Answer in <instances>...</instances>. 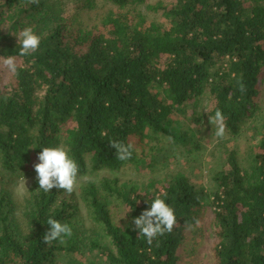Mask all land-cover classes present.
<instances>
[{"label": "trees", "instance_id": "16d2710c", "mask_svg": "<svg viewBox=\"0 0 264 264\" xmlns=\"http://www.w3.org/2000/svg\"><path fill=\"white\" fill-rule=\"evenodd\" d=\"M105 1L119 14L105 19L103 34L73 27L49 0H0V57L15 56L18 65L11 73L0 62V264H83L70 257L77 248L97 252L91 264H177L186 231L209 208L214 264H264V120L251 161L230 152L211 192L181 173L131 189L116 178L81 179L140 164L149 132L185 143L172 116L204 95L213 116L223 113L226 132L254 120L264 108V0ZM140 5L164 21L144 26L123 13ZM25 27L41 44L21 57L16 35ZM113 141L132 144V158L118 160ZM60 145L78 164L95 238L72 226L76 208L64 190L39 189L38 155ZM23 177L33 185L20 207L12 188ZM156 197L175 210L177 224L149 245L132 221ZM113 209L123 212L116 222ZM50 217L71 227L63 243H44Z\"/></svg>", "mask_w": 264, "mask_h": 264}, {"label": "rangeland", "instance_id": "374dc122", "mask_svg": "<svg viewBox=\"0 0 264 264\" xmlns=\"http://www.w3.org/2000/svg\"><path fill=\"white\" fill-rule=\"evenodd\" d=\"M55 3L61 12V16L68 20L73 27L77 26L86 31L106 34L104 24L109 15L119 14V11L111 3L105 0H49ZM90 2V3H89ZM169 0H147V4L166 5ZM128 17L144 26L151 22H163L159 15L149 12L145 6L126 8L123 10ZM213 103L208 95L200 97L193 103L182 105L174 112L172 128L179 133H186L188 137L185 143L173 142L161 135L149 132L145 143L148 144L146 151L140 157V164H125L117 172H108L100 176L81 178L84 182L90 179L116 178L119 186L131 189L142 188L152 184H162L176 173L187 177L190 184L196 187H204L209 192L215 190L213 176L219 171L225 170V163L230 152H235L238 159L247 165L256 153V148L261 139V126L264 120V108L255 114V119L240 127L237 134L226 132L225 137H215V126L209 122L212 117ZM25 179V181H24ZM18 181L12 188V195L16 204L22 207L30 196L33 180L24 178ZM81 179L75 190L64 195L72 207L76 208L75 220L72 226L78 231H86V238H95L99 229L91 222L83 202L79 198L82 186ZM25 184V187L22 185ZM203 223L195 225L186 231V236L178 250L177 264H214L213 250L215 247L214 229L211 222V212ZM113 220L116 222L123 216L120 209H113ZM101 233V231H100ZM81 239V238H80ZM77 248L70 257L83 264H91L92 259L97 258L96 251ZM67 261V255L63 257Z\"/></svg>", "mask_w": 264, "mask_h": 264}, {"label": "clouds", "instance_id": "9594fccd", "mask_svg": "<svg viewBox=\"0 0 264 264\" xmlns=\"http://www.w3.org/2000/svg\"><path fill=\"white\" fill-rule=\"evenodd\" d=\"M28 3L38 4L39 0H27ZM18 44L20 46L19 56L25 57L34 54L40 47L41 36L37 35L31 27L23 28L18 35ZM3 67L11 73L17 72V58L15 56L0 57ZM239 90L245 91V87L240 83ZM209 122L215 126L214 135L222 139L226 134L225 117L220 110L215 111V115L209 117ZM110 146L116 149V158L120 161H127L132 158L134 146L123 142L113 141ZM39 163L35 164L34 169L37 174L36 179L39 189L49 193L53 188L62 189L71 194L78 184L79 167L72 159L64 145L57 147H44L38 155ZM24 179V177H23ZM25 181V179H24ZM25 187V184L22 185ZM132 223L135 229L139 230V236L146 238L149 245L158 236L165 233H171L177 224L175 210L170 207L164 199L156 197L150 204V210H145L138 218H134ZM198 226L200 221L197 220ZM49 230L45 233L43 241L45 244H51L59 240L64 242L65 237H71L72 229L67 223H61L57 219L49 218L47 220ZM186 227H191L186 225Z\"/></svg>", "mask_w": 264, "mask_h": 264}]
</instances>
